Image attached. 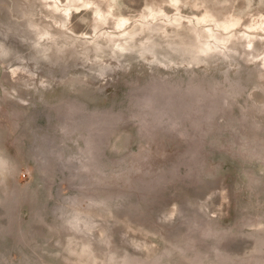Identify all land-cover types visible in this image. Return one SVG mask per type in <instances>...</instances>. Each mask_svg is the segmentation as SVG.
I'll use <instances>...</instances> for the list:
<instances>
[{"label":"rangeland","instance_id":"1","mask_svg":"<svg viewBox=\"0 0 264 264\" xmlns=\"http://www.w3.org/2000/svg\"><path fill=\"white\" fill-rule=\"evenodd\" d=\"M262 20L0 0V264H264Z\"/></svg>","mask_w":264,"mask_h":264},{"label":"bare ground","instance_id":"2","mask_svg":"<svg viewBox=\"0 0 264 264\" xmlns=\"http://www.w3.org/2000/svg\"><path fill=\"white\" fill-rule=\"evenodd\" d=\"M70 1L74 3V2H76L77 0H70ZM72 5L75 6V4H72ZM54 8L56 9V8H58V7H54ZM68 8H69V7H65V8H64V11L67 12V10H69ZM151 9H152V8H151ZM56 10H57V9H56ZM153 10H155V9H153ZM153 10L150 12V16L152 15V17H155V15H156L157 12H155V11H153ZM100 16H101V15H100ZM209 16H210V15H208V17H209ZM101 17H102V16H101ZM210 17H211V16H210ZM203 19H205V18H203ZM175 20L177 21V20H179V19H175ZM201 21H202V20H201ZM201 21H199V22H201ZM205 21H206V19H205ZM205 21H203V22H205ZM258 23H259V22H258ZM216 24H217V23H216ZM221 24H222V22H221ZM255 25H256V24H255ZM262 25H264V21H263V20L261 21L260 26H258L259 28L257 27L256 30L253 29V31H251V32L259 31V30H264V28H263ZM218 26H219V25H218ZM237 26H238V25H237ZM253 26H254V25H253ZM220 27H221V26H220ZM224 27H225V26H224ZM235 27H236V26H235ZM226 28H227V27H226ZM226 28H225V29H226ZM252 28H253V27H252ZM252 28H251V29H252ZM235 33H236V32H235ZM208 34H209L214 40H216V41L219 39V37H218L217 35H215L211 30L208 31ZM235 36H236V35H235ZM152 40H153V39H152ZM219 40H220V39H219ZM249 41H252V40H249ZM251 43H253V42H251Z\"/></svg>","mask_w":264,"mask_h":264}]
</instances>
